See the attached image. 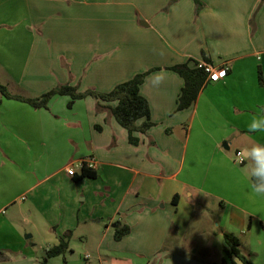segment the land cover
<instances>
[{
  "label": "crops",
  "instance_id": "crops-1",
  "mask_svg": "<svg viewBox=\"0 0 264 264\" xmlns=\"http://www.w3.org/2000/svg\"><path fill=\"white\" fill-rule=\"evenodd\" d=\"M198 2L0 0V83L13 94L108 92L153 69L139 86L153 125L136 145L96 110L115 101L2 99L0 264H219L223 232L264 264V202L222 174V146L264 144L247 129L264 107V0ZM205 61L228 69L177 110L183 79L169 67ZM69 164L94 177L73 179ZM118 225L129 232L115 239ZM67 232L64 254L44 261Z\"/></svg>",
  "mask_w": 264,
  "mask_h": 264
},
{
  "label": "trees",
  "instance_id": "trees-1",
  "mask_svg": "<svg viewBox=\"0 0 264 264\" xmlns=\"http://www.w3.org/2000/svg\"><path fill=\"white\" fill-rule=\"evenodd\" d=\"M197 7H200L198 0H194ZM208 61L207 58H204ZM156 69V68H154ZM176 72L183 79V86L177 98L176 109H184L188 107L197 97V94L206 83V74L201 68H197L195 63L193 65L188 62L173 65L169 67ZM153 69L134 75L131 79L117 84L108 92H97L93 90H85L83 92L77 91L76 86L69 84H60L50 90L35 97H24L22 95L12 94L8 89L0 84V103L2 99H13L19 102L28 104L36 109H48L49 100L55 95H66L69 97L67 107L70 108L75 99H81L86 96L95 97L98 100L105 102L116 103L114 105L103 106L99 102L96 105V110L100 111L102 108L106 109L108 113L114 117L116 122L127 130L128 142L136 145L138 138L134 137L132 133L138 131L145 133V131L153 125L149 120V107L146 99L139 93V86L142 83L146 74ZM260 79V76H259ZM139 119L143 121L139 124L136 122ZM83 177H94V172L90 168L81 166L78 174L73 175V179L79 180ZM129 232V227L126 225H118L115 228L114 238L120 239L123 235ZM69 233H65V237H61L56 245L51 246L46 251V258L62 255L68 248ZM223 240L225 247L223 249L224 257L219 264H236V261L241 264H256L252 262L240 250V241L237 236L223 232Z\"/></svg>",
  "mask_w": 264,
  "mask_h": 264
},
{
  "label": "clouds",
  "instance_id": "clouds-1",
  "mask_svg": "<svg viewBox=\"0 0 264 264\" xmlns=\"http://www.w3.org/2000/svg\"><path fill=\"white\" fill-rule=\"evenodd\" d=\"M225 71L226 69H221L219 73L213 72L212 78L222 77ZM258 112L260 114L254 115L247 124L249 132L264 131V107L258 109ZM230 132L231 129L225 124L222 133L225 139L228 138ZM224 158L233 168L245 161L249 162L245 176V179L249 180V192L253 198L264 202V144L254 143L250 147L241 148L235 157L229 153H224ZM68 171L71 172L72 170L69 169Z\"/></svg>",
  "mask_w": 264,
  "mask_h": 264
},
{
  "label": "rangeland",
  "instance_id": "rangeland-1",
  "mask_svg": "<svg viewBox=\"0 0 264 264\" xmlns=\"http://www.w3.org/2000/svg\"><path fill=\"white\" fill-rule=\"evenodd\" d=\"M0 84H2V83H0ZM8 89V88H7ZM8 91L10 92V93H12V91L11 90H9L8 89ZM13 94V93H12ZM18 95V94H17ZM31 97H35V96H31ZM13 100V99H12ZM16 101V100H15ZM29 106V105H28ZM10 116V118L12 119L15 115L14 114H10L9 115ZM9 118V119H10ZM10 119V120H11ZM255 136L256 135H260V134H262V135H264V132H262V133H259V131H257V132H254L253 133ZM222 148H223V152H225V153H229V154H231L233 157H235V150L236 149H241L242 148V145L241 144H236V143H233L232 144V146H228V148H225L224 146H222ZM233 163H234V161H233ZM248 161H245L243 164H239V165H236L235 166V168H233V167H231L230 165L227 167V169H226V171H224V173H222V174H226L227 176H229L230 177V180H237V181H239V182H241V181H244V182H248V184H249V180H247V179H245V176H246V169H247V167H248ZM241 170H243V171H241ZM246 182V183H247ZM243 186V184H241V187ZM238 189L241 191V188H240V186L238 185ZM242 251V250H241ZM243 252V251H242ZM244 253V252H243ZM259 255H262V254H260L259 252H257ZM244 255H246L247 256V254L246 253H244ZM250 259V258H249ZM251 260V259H250ZM83 264H85V262L82 260L81 261ZM76 264H80V263H76Z\"/></svg>",
  "mask_w": 264,
  "mask_h": 264
},
{
  "label": "built area",
  "instance_id": "built-area-1",
  "mask_svg": "<svg viewBox=\"0 0 264 264\" xmlns=\"http://www.w3.org/2000/svg\"><path fill=\"white\" fill-rule=\"evenodd\" d=\"M197 68H201L204 73L206 74V78H205V82H215L217 80L220 79V77L216 78V79H213L212 78V74L213 72L215 73H219L221 69H228V66L226 64H219V65H213L209 62H200V63H197L196 65ZM210 70V71H209ZM239 151H237L235 153V156L236 154L238 153ZM88 165L90 166L89 164V161L87 162ZM71 169L72 171L69 172L68 170ZM65 172L67 173V175L69 176H73L74 175V165L73 164H69L66 168H65ZM86 258H88V255H85Z\"/></svg>",
  "mask_w": 264,
  "mask_h": 264
},
{
  "label": "water",
  "instance_id": "water-1",
  "mask_svg": "<svg viewBox=\"0 0 264 264\" xmlns=\"http://www.w3.org/2000/svg\"><path fill=\"white\" fill-rule=\"evenodd\" d=\"M225 148H227V145H224Z\"/></svg>",
  "mask_w": 264,
  "mask_h": 264
}]
</instances>
